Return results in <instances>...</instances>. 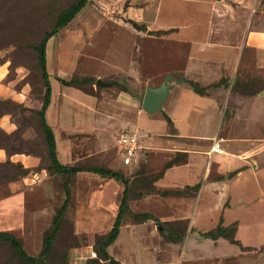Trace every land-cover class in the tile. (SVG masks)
Here are the masks:
<instances>
[{"label": "rangeland", "instance_id": "374dc122", "mask_svg": "<svg viewBox=\"0 0 264 264\" xmlns=\"http://www.w3.org/2000/svg\"><path fill=\"white\" fill-rule=\"evenodd\" d=\"M74 1L0 0V100L11 101L16 106L13 112L0 110V232L14 235L27 255L37 261L41 259V264H109L95 253V247L113 228L124 185L90 173L71 178V200L61 230L52 252L43 255L45 239L66 197L63 177L51 176L46 170L49 163L37 116L43 105L45 84L36 53L30 46L42 39L58 15ZM210 1L227 9V4L236 7L242 0ZM256 1L257 8L264 5V0ZM165 6L166 0H89L76 18L49 41L47 68L53 96L46 116L58 143V159L63 165L120 172L131 183L130 211L149 213L157 220L134 223L130 215L125 216L117 241L108 248L110 256L121 264H264V200L250 211L236 207L224 212L227 222L234 219L246 224V231L237 238L247 247L242 251L224 239L217 244L201 239L195 232L200 229L205 233L215 228L222 217L220 207L213 203L193 211L186 205L172 204L168 199L179 198L166 195V186L161 182L164 176L158 179L173 155L163 142L166 137L153 135L167 132L168 127L161 112L147 115L143 111V98L147 87H159L169 69L181 65V60L171 55L178 56L187 47L175 40V33L163 30L159 20L164 19V26L171 20L189 22L195 17L184 10L192 12L196 7L188 4L179 12L175 8L171 16L166 14ZM221 15L222 19L216 15L213 20L216 29L213 40L241 47L238 40L243 27L230 36L227 32L230 20L226 12L222 11ZM238 24L242 23L238 21ZM243 51L239 64L236 61L234 78H224L227 90H210L222 117V129L215 138L222 141V151L218 154L238 160L245 154L238 153L242 148L234 151L233 144L264 133L241 130V125L232 123L229 115L233 112L235 116L238 108L233 104L239 98L234 91L238 75L243 85L258 81L259 93L243 96L256 97L264 104V53L252 48ZM175 76L184 78L178 72ZM80 78H91L92 82L84 87L71 84ZM98 80L110 83L111 87L97 85ZM256 102L245 106L248 117L264 110ZM204 106L200 118L194 116L188 124L178 123L179 128L176 127L182 137L211 136L216 130V114L208 104ZM174 109L173 105L170 111L173 113ZM125 131L138 137L141 148L137 167L121 165L118 139ZM171 143L181 145L176 141ZM256 152L258 158L264 154L263 139ZM18 166L33 172L15 182L1 180L7 171ZM218 167L211 165L212 179L218 177ZM234 169V165L228 166L224 175L230 177ZM251 178L241 187L252 191L258 190V186L263 188L262 173L257 180ZM167 231L184 234V243L170 242ZM0 264L26 263L10 245L0 244Z\"/></svg>", "mask_w": 264, "mask_h": 264}, {"label": "crops", "instance_id": "0c3cea01", "mask_svg": "<svg viewBox=\"0 0 264 264\" xmlns=\"http://www.w3.org/2000/svg\"><path fill=\"white\" fill-rule=\"evenodd\" d=\"M216 1L220 2L222 0ZM188 4L196 5V7H194L192 12H188L186 10H184V12L192 14L191 16H194L195 19L191 21L188 20L189 22H177L171 20L170 22L167 21L168 23L166 26H164V19L159 20L160 24L163 25V30H166V32L172 31L170 34L175 33V40H177L179 44L187 46L186 50L185 48L180 50L178 56L176 54L171 55L177 60H181L182 63L179 67L169 69L170 72L167 74V76H172L174 80L178 81L179 83L175 81H171L169 83L171 90L167 101L163 104L161 111L152 114L156 115L161 112V117L165 119V115L168 116L172 120L174 126V128L171 130L168 126V123L166 122L168 127L167 132H163L162 134H152L153 136L166 137L164 140H162L163 142L165 141L164 143L167 146L166 149L171 151L170 153L173 155V157L168 159L166 165L171 161H177L176 164L167 170H164L165 167L163 168L161 172L164 173V181L162 180L161 182L165 184V190L168 193L185 191V194L180 196L169 194L170 196H177L179 198L168 199L172 202V204L186 205L189 210H192L193 208V211H195L196 208L197 211H199V208L202 205H208L210 207L213 203L215 206L220 207L222 210V217H219L215 228L221 223V220L223 221V226L225 227L237 223L238 228L236 238H238L240 233L246 231L244 229L246 228V224H244L242 220L234 219V221L229 220V222H227L226 218L224 217V212L235 209L236 207H239L242 211L246 212L248 210L250 211L253 206L263 203L260 201L264 200V186L263 188H260L257 183L258 190L254 188L252 191L251 189L247 190L241 187V185H243V182H245V180L248 178L253 177L257 180L261 173L264 176V154H262L260 158L256 157L258 156L256 151H258L260 141H262V139L264 140V133L262 135L256 133V130L264 132V110L259 109L262 110L259 113L258 111H255L256 115L253 117H248L249 113L247 110H245V106L248 103L257 101L259 102H256L257 105L261 104L262 107H264V104H262V102H260L256 97H246L238 93L239 98L233 101L235 107H238L235 116H233V112H229V115L232 117L231 122H236L238 125H241V128L240 126L239 128L243 131H255V134L258 136L250 137L247 140H241L242 143H236L235 145L233 144V150L237 152L242 148V151H239L238 153L242 152L245 154V157L243 159L241 157L239 160L234 158L229 159L228 157H224L213 151V147L215 143H217V135H219V132L222 129V117L219 113V109L217 108L218 104L215 102V100H213L212 95H210L212 93H210L211 89L209 90V96H200L196 94L187 83L188 81H192L199 83L202 86H210L215 83H219L220 81L224 80V78L228 79V77H230V79H233L235 76L234 73L237 70L236 61H238L239 64L243 58L244 48H252L261 54L264 53V11L262 10L261 5L259 8H257L259 3L256 0L239 1V5H236V7L232 4H227V9H223L214 5V3H212L210 0H166V14L168 12L172 16L175 8L179 12L181 7L185 8V6ZM222 11L223 14L224 12L227 13V16L230 20V24L227 28V32H230V36L231 34L235 35L236 30H240V27H243L244 32H242L243 34L241 40H238L242 42L241 47L230 44L226 45V43L223 44L213 40L212 37L215 34L214 32H216L213 20L216 15H218L217 18L222 19ZM171 16H169V18H172ZM238 21L242 24L245 22V24L240 25L238 24ZM244 37L245 42L243 43ZM238 54L239 59H237ZM176 72L184 74V78L176 79ZM238 77L239 75L235 78L237 79ZM174 85H176V87H173ZM224 89L227 90V88ZM176 100L177 102L174 103ZM205 104H208L209 109L216 114V130L213 131L211 136L203 135L198 138L182 137L178 130V123L188 124L190 121L189 119L194 116H199L198 118H200L203 115ZM173 105L175 109L172 113L170 110L172 109ZM47 117L48 114L46 116V120L51 127L50 120L47 119ZM148 122L149 121H147L145 125H148ZM249 123L253 125H248ZM145 125L143 127H145ZM250 126L253 127L250 129ZM174 131L175 133H173ZM173 141H176L181 145L172 146L171 142ZM194 143H196V147L193 146ZM56 144L58 147L57 141ZM118 147L119 154L121 156V165L126 167L122 164V154L119 142ZM1 156L2 153H0V157ZM216 164L219 165V175L216 177V179H212L211 165ZM230 165H234L235 169L233 172L240 170V172L233 177H231V175L230 177L224 175L227 167ZM134 166L137 167V164L128 167ZM233 172L231 171V174ZM197 185H200L198 190H187L188 188H193ZM217 201L219 204L216 203ZM194 226L197 227L196 224H194ZM198 230L199 231L195 232H197V234L200 236V229ZM200 238L204 239L201 236ZM220 240L223 239L220 238L218 240L210 241L220 244ZM240 242L245 247L244 243L242 241Z\"/></svg>", "mask_w": 264, "mask_h": 264}, {"label": "trees", "instance_id": "16d2710c", "mask_svg": "<svg viewBox=\"0 0 264 264\" xmlns=\"http://www.w3.org/2000/svg\"><path fill=\"white\" fill-rule=\"evenodd\" d=\"M89 0H75L68 8L64 9L57 17L55 23L52 27L47 30L42 39L30 46V48L36 53L37 58V65L41 74V77L45 84V95L43 97V105L40 111L37 112V116L39 118V127L44 136V142L46 145V153L45 156L48 160V167L46 168L49 175L53 176H61L63 177V190L65 192V201L59 211L56 213L54 221L52 223L51 231L47 234L45 239V247L43 251L44 256H49L52 252L53 245L55 243V239L62 227V221L64 219V215L69 207L70 200H71V178L78 176L83 173H90L94 175H98L105 179L115 180L118 182H122L124 185V191L122 194V199L119 207V211L117 217L115 219L113 228L108 233V235L97 241L95 247V253L100 257L101 260L109 262V264H121L119 261L115 260L112 256H110L108 252V248L112 246L118 239L121 228L123 226V220L125 216L128 214L130 215L131 220L134 223H145L148 221H157L152 215L149 213H132L129 209V199H130V192H131V183L129 179H127L123 174L117 171H113L106 168L101 167H81V166H68L63 165L60 160L58 159L57 155V144L56 138L52 128L49 126L46 120V113L51 105L52 99V87L50 83V75L48 73L47 68V45L49 41L59 35V33L66 28L75 18L76 16L88 5ZM91 78H80L74 79L71 84L73 86L84 87L91 84ZM189 87L198 95L200 96H209L210 89H219V88H227L228 85L225 80L220 81L219 83H215L210 86H202L199 83H195L192 81H188L187 83ZM258 81L251 80L249 83L245 82V85L242 84L240 77H238L235 81L234 91L239 94H248V95H255L258 94L259 91L257 89ZM19 109L20 106H17ZM16 109V106L12 104L11 101H2L0 100V110H4L6 112H13ZM166 122L168 126L172 130L174 128L172 120L165 115ZM6 154L9 155V151L4 148ZM176 160L171 161L165 166L164 170L172 167L176 164ZM9 166L11 163L8 164ZM33 170L28 168H24L23 166L15 167L13 170L10 169L1 178L2 181L5 182H15L19 179L26 178L30 175ZM240 170L235 171L231 174V177L238 174ZM163 172H160L159 178L163 176ZM158 178V179H159ZM200 185H197L193 188H188L187 190H198ZM166 195H183L185 191H177V192H166ZM238 225L237 223L232 224L231 226H223V221L214 229L206 232L200 233V236L204 239L210 240H218L220 238L227 240L229 243L236 245L241 248L242 251L246 250V247L242 245V243L237 240L236 233H237ZM167 239L170 242L176 244H182L185 240V235L182 233H175L173 231H167ZM0 244H8L10 245L16 256L26 264H38V261L29 257L25 252L20 240H18L14 235L6 232H0Z\"/></svg>", "mask_w": 264, "mask_h": 264}, {"label": "water", "instance_id": "95a60500", "mask_svg": "<svg viewBox=\"0 0 264 264\" xmlns=\"http://www.w3.org/2000/svg\"><path fill=\"white\" fill-rule=\"evenodd\" d=\"M171 81L175 80L172 76L169 75L164 79L163 83L159 87L146 88L142 103V109L144 112L152 115L162 110L163 104L167 101L169 97V93L171 90V86L169 83ZM175 82L179 83L178 81ZM63 83L67 84L66 81H64ZM97 85H100L102 87L111 86L109 83H104L100 80L97 81ZM41 262V259H38V264H41Z\"/></svg>", "mask_w": 264, "mask_h": 264}, {"label": "built area", "instance_id": "2783aa9c", "mask_svg": "<svg viewBox=\"0 0 264 264\" xmlns=\"http://www.w3.org/2000/svg\"><path fill=\"white\" fill-rule=\"evenodd\" d=\"M262 10L264 11V5L262 6ZM118 142L121 147L122 164L126 167L138 164L140 145L137 135L135 133L123 132L119 135ZM221 142L215 143L213 147L214 152H221Z\"/></svg>", "mask_w": 264, "mask_h": 264}]
</instances>
